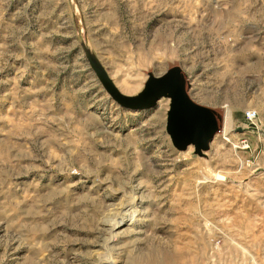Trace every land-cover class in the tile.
Returning a JSON list of instances; mask_svg holds the SVG:
<instances>
[{
    "label": "rangeland",
    "instance_id": "rangeland-1",
    "mask_svg": "<svg viewBox=\"0 0 264 264\" xmlns=\"http://www.w3.org/2000/svg\"><path fill=\"white\" fill-rule=\"evenodd\" d=\"M81 45L126 95L177 63L230 131L176 149L169 99L121 108ZM102 259L264 264V0H0V264Z\"/></svg>",
    "mask_w": 264,
    "mask_h": 264
},
{
    "label": "water",
    "instance_id": "water-1",
    "mask_svg": "<svg viewBox=\"0 0 264 264\" xmlns=\"http://www.w3.org/2000/svg\"><path fill=\"white\" fill-rule=\"evenodd\" d=\"M89 67L105 92L122 108L138 111L150 108L161 97L169 99L165 131L172 145L179 150L192 145L196 154L208 146L212 135L219 131L222 110L199 104L189 98L188 84L177 63H170L159 76L146 71L147 78L139 92L126 95L119 92L101 65L93 58L86 45H81Z\"/></svg>",
    "mask_w": 264,
    "mask_h": 264
},
{
    "label": "bare ground",
    "instance_id": "bare-ground-1",
    "mask_svg": "<svg viewBox=\"0 0 264 264\" xmlns=\"http://www.w3.org/2000/svg\"><path fill=\"white\" fill-rule=\"evenodd\" d=\"M180 68V67H179ZM182 71V70H181ZM184 76H185V80H186V82H187V84L189 85V83H188V80H187V77H186V75H185V73H184ZM114 85V84H113ZM115 86V85H114ZM188 89L189 88H187V91H186V93H187V95L189 96V94H188ZM109 96V95H108ZM110 97V96H109ZM111 98V97H110ZM166 98V97H165ZM190 98V97H189ZM191 99V98H190ZM159 99H157L156 101H155V103L158 101ZM118 105V104H117ZM119 106V105H118ZM121 107V106H120ZM122 108V107H121ZM228 115L224 112V111H222V121H221V127H220V129H219V131L217 132V134L218 133H220V131H221V133H220V135H217V134H213L212 135V137H211V139L209 140V142H208V146H210V143H211V141H212V139L214 138V136L215 135H217V136H221V137H223L224 139H225V137H226V135H227V132L228 131H230V124L228 123ZM207 146V147H208ZM201 153H202V151H201ZM218 179H224L222 176H220V175H218V174H216L215 176H214V178H213V180H218ZM137 199L135 200V201H133V204H128V206H123L121 209H123V210H125L126 212L125 213H123L120 217H117V218H115V219H113L112 220V223H111V228H112V231L114 232V231H116L115 233H122L123 231H124V228H127V227H129V226H133V224L135 223V222H138V221H142L143 219H144V217H145V215L142 213V212H140V211H138L137 210ZM101 253V252H100ZM102 254V253H101ZM103 261H102V264H114L112 261H104V259H102Z\"/></svg>",
    "mask_w": 264,
    "mask_h": 264
},
{
    "label": "built area",
    "instance_id": "built-area-1",
    "mask_svg": "<svg viewBox=\"0 0 264 264\" xmlns=\"http://www.w3.org/2000/svg\"><path fill=\"white\" fill-rule=\"evenodd\" d=\"M254 111H252V110H247L246 112H245V118L246 119H251V118H253L254 117Z\"/></svg>",
    "mask_w": 264,
    "mask_h": 264
}]
</instances>
